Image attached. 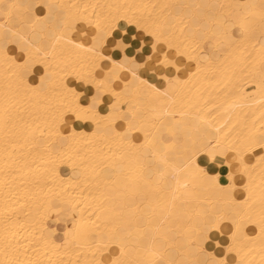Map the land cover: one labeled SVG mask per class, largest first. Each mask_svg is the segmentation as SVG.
Instances as JSON below:
<instances>
[{
    "label": "bare ground",
    "instance_id": "bare-ground-1",
    "mask_svg": "<svg viewBox=\"0 0 264 264\" xmlns=\"http://www.w3.org/2000/svg\"><path fill=\"white\" fill-rule=\"evenodd\" d=\"M204 1L0 0V264H92L93 253L99 258L98 247L112 238L124 245L125 255L121 257L120 248L112 242L102 248L105 260H167L161 252L173 227L169 224L185 203L181 192L187 183L180 179L189 174L184 168L186 158L177 164L168 155H180V150L193 144L198 150L195 166L205 174L208 171L203 165L225 170L229 176L225 156H218L215 162L209 159L208 153L217 146L239 148L247 166L246 172H231L227 192L241 190L244 196L224 197L228 207L239 212V256L235 251L228 252L235 230L229 219L212 231L229 239L224 255L209 253L217 259L226 256L228 264L240 259L245 264H264V236L259 227L264 209V149L255 146L264 138V41L257 33L250 34L237 24L242 33L240 41L230 45L217 61L208 59L204 63L200 52L195 51V59L176 57L181 71L172 75L188 82L167 95L130 91L120 97L124 116L111 107L117 98L109 91L101 93L96 111L100 116L114 111L113 117L99 123L110 129V134L104 133L106 130L97 132V124L76 120L71 114L55 124L50 118L68 89L85 106L97 95L96 88L80 78L84 70L78 61L84 53L68 44L66 38L74 44L91 45L96 22L106 26L107 20L120 15L147 21L175 43L190 46L194 40L206 38L215 25V11L224 4L228 12L231 2ZM193 12L200 20L190 17L188 26L179 22L182 14ZM132 40L143 46L145 55L151 52L152 37L135 24L119 20L100 51L119 61L112 53L119 49L117 41L129 45ZM22 48L28 51L30 62L21 78L15 65L28 58ZM248 57L258 63L246 68L243 64ZM102 63L111 67L110 61ZM97 73L103 75L99 69ZM243 73L248 76L245 83H241ZM143 78L161 92L167 88L158 77L145 74ZM122 87L115 82V91ZM218 94L221 102L216 104ZM173 126L182 127L188 139L184 138L185 143L175 142L181 137ZM161 159L167 164H161ZM111 172L114 175L107 178ZM213 177L222 185L218 172ZM240 179L245 183L238 184ZM120 194L125 199L142 198L152 208L151 214H141L135 201L129 218L126 202L120 207V201H124ZM219 195L217 189L209 188L207 199L196 202L200 212L221 207L216 203ZM191 213L198 215L195 210ZM132 240L141 243L133 244Z\"/></svg>",
    "mask_w": 264,
    "mask_h": 264
},
{
    "label": "snow or ice",
    "instance_id": "snow-or-ice-1",
    "mask_svg": "<svg viewBox=\"0 0 264 264\" xmlns=\"http://www.w3.org/2000/svg\"><path fill=\"white\" fill-rule=\"evenodd\" d=\"M244 7L254 6L244 5ZM119 20H127L129 24H135L138 29L152 37L150 53H147L139 58H130L127 54H125L119 61H113L110 57L104 56L101 53L100 49L103 47L108 36L111 35L112 31L116 28V22ZM89 22L91 23V21ZM105 23L106 26L102 25L100 21L96 22L97 31L96 35L93 37V43L91 45L84 46L74 44L71 38H66V42L68 44L84 53L83 58L78 61L80 67L84 70L80 78L85 83L92 84L96 88L97 95L93 96L91 98V102L85 106L80 102L79 96L71 89H68L67 94L62 96L61 101L51 113L50 118L53 124H55L58 120L62 121L66 115L71 114L76 120L91 121L99 126L101 120H109L113 117L115 109L119 106L120 97L128 94L130 91L136 92L137 94L155 93L157 95H167L169 90L178 88L182 84H186L188 82L181 81L177 76L172 75L173 71H175V73H179L181 71L179 61L176 57L186 56L190 60L195 59L192 54L195 49L190 51L187 43H175L157 27L150 25L147 21H141L128 16L117 15L111 17ZM259 23L261 29L264 30V4L261 5ZM240 27L243 29L244 24L242 23ZM116 47L119 48L121 52H124L129 45L117 41ZM165 48H167V50H165ZM21 50L24 51L25 56L28 57L24 60L23 64L15 65L22 78L23 73H25L29 68L30 56L26 49L22 48ZM136 51L140 53L146 50H144L141 45V47L137 48ZM173 52L175 55H173ZM5 59H7V57H5ZM138 59L142 60V62H137ZM103 61H110L111 67H106V65L102 63ZM97 69L103 73L102 76H98ZM197 70L199 71V65H197ZM145 74L152 77H158L167 84V88L161 92L159 89L150 84L147 79L143 78ZM192 75H195V73ZM117 81L123 84V87L119 90V92L115 91V82ZM106 91H109L117 99L116 102L111 105L114 111L109 112L107 116H100L96 111V107L100 103V94ZM145 135L147 137L148 134L146 133ZM255 146L264 149V140L257 142ZM185 151L191 152V155H189L185 161V170L189 171V173L196 178H205L206 174L203 169H198L195 166V159L198 154V150L195 148V145L193 144L190 149L185 148ZM229 151L235 153L232 159L228 161L229 168H231L233 164H236L238 165L239 171L246 172L247 166L245 165L241 150L231 145L227 148H220L217 146V149L208 153L209 159L215 162L218 156L226 157V154ZM261 160H264V156L261 157ZM160 163L167 164V160L161 159ZM217 179V177H207V180L210 182V186L217 189L220 194L216 203L220 204L221 207L209 208L202 211L198 214L194 221H191L188 224L185 230V250L182 253V259L165 260L161 257L158 262H144L139 260L131 261L128 259L117 258L108 261L103 258L104 254L102 248L111 246L112 242L117 243L120 248L121 257H124L125 255L124 245L116 241L115 238H112L109 243L102 244L98 247L97 250L100 253L99 258H97L96 253H93L92 264H228L226 256L223 259H217L211 253L207 252L204 247L206 241L208 240V234L214 229H217L221 221L231 219L235 230L232 233L233 243L229 245L228 252L231 253L235 251L237 256H239V249L236 248V240L241 227L237 218L239 216V212L237 209L229 208V201L224 199V194L230 190L231 184L229 183L226 187L222 186L217 183ZM228 179L229 181L232 179L231 172L229 173ZM183 187L187 189L188 184H184ZM209 203L212 202L209 201ZM259 227L261 235L264 236V209H262ZM67 235L68 233H66V236ZM236 264H245V261L240 259L236 262Z\"/></svg>",
    "mask_w": 264,
    "mask_h": 264
},
{
    "label": "crops",
    "instance_id": "crops-1",
    "mask_svg": "<svg viewBox=\"0 0 264 264\" xmlns=\"http://www.w3.org/2000/svg\"><path fill=\"white\" fill-rule=\"evenodd\" d=\"M207 1H210V0H206L204 2L207 3ZM231 1H232V3L237 8L236 7H235V9L231 8V3H230L229 4V11L228 12H226V11L225 12H222V14H221L222 17L221 18L214 17L215 25H213V26H217L218 28H217V31L214 32L213 34H214V36H216L218 43L215 46H213L207 40V36L210 35V34H212V27H213L212 26L210 32L207 33L208 35L206 34V38L203 40V42L201 44V46L205 45L206 48L210 50V52L204 51V52H200V54H199V57L201 58L200 61H202V62L204 61V63L208 59H210L212 61H217L219 59L220 55L222 53H224L228 49V47L230 45H232L237 39H239V38H236V36H235V33H236V35L238 33L236 31H239L236 28V25L237 24L241 25L242 22H244V21L254 22L257 26L259 24V13H260L261 5L264 4V0H251V1L250 0H247L249 3H251V4L253 3L252 5H249V6H254V7H244V5H246V4H244L243 0H231ZM209 3L210 2H208V4ZM2 7H5V6H2ZM207 8L211 11V7L210 6H208ZM240 8L245 9V11L248 10L249 12L243 13L241 10H239ZM0 19H3V17H0ZM219 19H220V21H219ZM232 27H233V30H232ZM244 28L250 34H252V31L249 30L250 29L249 27H244ZM239 33L241 34V36H240V38H241L242 37V33L240 31H239ZM234 37H235V39H234ZM259 39L262 40V41H264V34H262V36ZM129 45L130 46L124 52H121V50H119V49H114L113 52H112L113 53V56L116 59L121 60L123 58V55H125V54H127L130 58L131 57L139 58V57H142L143 55H145L143 53V51L140 52V53H138L136 51V49L139 48V46H138V44H134V40H132ZM137 62H142V60L138 59ZM113 103H115V102H113ZM103 111H104V109H103ZM115 111H122L123 112L122 115L124 116V114H125V105H120L119 104V106L117 107V109H115ZM131 122H132V124H136V122L133 121V120ZM86 127L88 128V125ZM102 128L103 127H101L99 125V126L96 127V131L97 132H103L104 130H106V131H104V133H107V134H110L111 133V130L110 129H104V128L102 129ZM173 128H174L176 134L178 133L177 135H179L181 137L179 140H176L175 142L178 145H180L182 143H185L186 137L182 134V130H181L182 127L173 126ZM178 131H180V132H178ZM186 140H188V139H186ZM262 140H264V138ZM167 141H170V138H168ZM259 141L260 140L258 139V142ZM188 143L189 142H187V144ZM178 148L180 149L181 146H178ZM180 152H181L180 155L182 156V158H181L180 155H174V153L169 154L170 156L168 155V158L170 160H173L175 163L180 164V163H182L185 160V158L187 159V157L189 155L188 153H190V155H191V152L190 151L189 152H186L185 149H183V151L180 150ZM233 156H234L233 153L228 152L226 154V157H225L226 161L228 162L229 160H231ZM203 166L208 171V173L206 174V178L207 177H213V174L216 173V172H218L219 175H220V183L222 185H224V186L229 185L230 181L228 179V175H227L228 172L227 171H225V170L221 171V170H218V169H215L214 170L213 168H209L206 165H203ZM223 168H224V166H223ZM225 168L227 170H230V172H232V173L239 172L238 165H236V164H233V166L231 168H229V169L227 167H225ZM212 170H213V172H212ZM206 178H203V179L196 178V177L192 176L189 173L187 176H185V177H183V178L180 179V181H186V183L188 184V188L187 189L184 188L182 190V192H181V198L183 199V201L185 203L183 204V208L179 210V213H178L177 217L175 219H173L172 223L169 224V226H174V227L175 226H185L186 225L184 227V229L181 231V234L180 235H178V236L175 235L174 236V235H172L170 233L171 241L173 242V244H176L177 250H179V249L182 250V251L185 250V241H184V238H185V235H186V232H185L186 227L188 226V224L191 221H194L197 218V216H198V215H196V216L191 215L192 214L191 211L195 210V211L198 212V214L201 213L200 212V205H197L196 202H200L201 203V202L205 201L207 199V197H208V189L209 188H212L210 186L209 181ZM202 180H203V182H202ZM205 181H206V183H205ZM240 182H242L241 179L237 183L240 184ZM168 185H169V183H168ZM184 193H187V197H185V198L182 197ZM198 193L200 194L201 197L200 196L199 197L197 196ZM203 193H204V195H203ZM233 196L236 199H240V198H242L244 196V192L241 191V190H238L235 193H226L224 197L226 199H230ZM121 199L124 200L125 198L122 197ZM128 200L129 201L131 200L130 201L131 203H128L126 201L125 202L131 208V210H128V217L130 218V217L133 216L132 207H133V204L135 202H133L134 199L132 197H130ZM148 206L149 205H147L145 202H142V203L139 204V211H140L141 214L144 213L143 214L144 216H149L151 214V212H152V208L150 206L149 207ZM210 208H212V207H210ZM135 219H136V217L133 218L134 223H135ZM118 220L121 221V219H119V218H118ZM229 220L231 221V219H229ZM173 224H175V225H173ZM170 231H172V227H170ZM149 236H151V235L148 234V239L150 238ZM223 237L224 236H222V235H220V234H218L216 232H212L211 231L208 234V240L205 243L206 247L208 248V251L207 252L213 253L216 257H221L224 254V247L228 243V239L226 237H224V239H223ZM220 238H221L222 242H220L221 241ZM131 242L133 244H137V243L140 244L141 243V241H139V240H137V241L136 240H132ZM216 243H218V244L220 243L219 244L220 246L217 247L215 245ZM214 246H215V248H214ZM209 249H210V251H209ZM143 256L147 259V257L145 255H143ZM150 258L152 259V257H150ZM170 258L171 259H174V257L172 255L170 256ZM182 258H183V256L181 257V259Z\"/></svg>",
    "mask_w": 264,
    "mask_h": 264
},
{
    "label": "rangeland",
    "instance_id": "rangeland-1",
    "mask_svg": "<svg viewBox=\"0 0 264 264\" xmlns=\"http://www.w3.org/2000/svg\"><path fill=\"white\" fill-rule=\"evenodd\" d=\"M168 1V0H167ZM171 1V0H170ZM226 0H224L223 2H225ZM231 3V8H233V9H235V5L232 3V1L230 2ZM225 7H224V4L221 6V9H220V11H219V9H218V11H215V17L217 18H221L222 16H221V14H222V12H225V9H224ZM239 8V7H238ZM239 10H241L243 13H247V12H249V11H245V10H243L242 8H240ZM190 17H192V18H197L198 20H200V17H199V15L198 14H196L195 12H193L192 14H187V15H184V14H182L181 16H180V21L179 22H182V23H184V22H186L185 23V26H188L189 24H190V22H189V20L191 19ZM202 20V19H201ZM204 20H206V19H204ZM246 22V23H245ZM243 24H244V27H249L250 29V31H252V33L254 32V33H257V35L259 36V38L262 36V34H264V30H262L261 29V26H260V23L258 24V26L254 23V22H248V21H244V22H242ZM256 26H255V25ZM254 25V26H253ZM188 28V27H187ZM217 26H213L212 27V34H210V35H208L207 36V40L209 41V43L210 44H212L213 46H215L217 43H218V41H217V38H216V36H214V32H216L217 31ZM232 30H233V27H232ZM235 36H236V38H239V39H237V41H240V36H241V34H238L237 33V35L235 34ZM234 39H235V37H234ZM203 40H204V36H202V37H200L198 40H194L193 42H192V44L189 46L190 48H189V50L191 51L192 49H195L194 51V53H197V52H204V51H208V52H210V50L209 49H207L206 48V46L205 45H203V46H201V47H199L200 46V43L202 44V42H203ZM237 41H236V43H237ZM235 43V42H234ZM233 43V44H234ZM194 45V46H193ZM196 45H199V46H196ZM195 47H197V48H195ZM192 48V49H191ZM201 48V49H200ZM199 49V50H198ZM193 52H192V54H194ZM138 55V54H137ZM249 59L251 58V57H248ZM248 58H246L245 60L247 61H245L244 62V64H243V66L244 65H246V68H247V66H253V64H255L257 61L255 60V61H252V58H251V62H249L248 60ZM246 63V64H245ZM258 63V62H257ZM245 68V69H246ZM247 70V69H246ZM250 70H251V73H253V69L252 68H250ZM245 74L246 73H243L242 75H241V77H242V81H241V83H245V82H247V78H248V76H245ZM252 77H254L253 75H252ZM251 88L249 87L248 88V90H250ZM219 95V94H218ZM227 96V98H231V95H226ZM217 97H219V98H216V101H214V102H216V104L218 103L219 104V102L218 101H220L219 99H220V95L219 96H217ZM215 100V99H214ZM221 102V101H220ZM261 152V151H260ZM259 161H258V159H256V163H258ZM114 174L111 172V173H108L107 174V178H110L111 176H113ZM245 183V182H244ZM243 182H240V184H244ZM200 195H198V197H199ZM119 197H123L122 196V194H120L119 195ZM182 197H187V193H184L183 194V196ZM130 197H127V199H124V201H120V203H121V205H120V203H119V205L121 206V207H124V203H125V201L126 202H128V203H131L128 199H129ZM136 201V203H138V204H140V203H142L143 201H142V199L139 197V198H134V201L133 202H135ZM132 205V204H131ZM127 209L128 210H131V208L128 206L127 207ZM163 210H165V209H163ZM132 213H133V211H132ZM143 224H145V222L144 223H140V225L141 226H143ZM184 227L185 226H173L172 227V231H171V234L172 235H180L181 234V231L184 229ZM228 239V238H227ZM170 244V245H169ZM229 244V239H228V243H227V245ZM166 246V247H165ZM165 246H164V252H161V255H163V254H165V256L168 258V259H171L170 258V256L172 255L173 257H174V259L173 260H180L181 259V257H182V253L184 252V251H182V250H177V247H176V244H173V242L171 241V238L169 237L168 238V241H166V243H165ZM204 247H205V249H206V251H208V248L206 247V245H204ZM172 248V249H171ZM174 253V254H173ZM224 255V254H223Z\"/></svg>",
    "mask_w": 264,
    "mask_h": 264
}]
</instances>
